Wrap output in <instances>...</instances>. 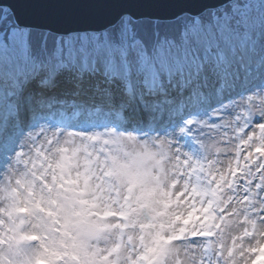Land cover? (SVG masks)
<instances>
[{
    "label": "clouds",
    "instance_id": "1",
    "mask_svg": "<svg viewBox=\"0 0 264 264\" xmlns=\"http://www.w3.org/2000/svg\"><path fill=\"white\" fill-rule=\"evenodd\" d=\"M124 97L41 96L0 144V264H264V82L147 120Z\"/></svg>",
    "mask_w": 264,
    "mask_h": 264
},
{
    "label": "snow or ice",
    "instance_id": "2",
    "mask_svg": "<svg viewBox=\"0 0 264 264\" xmlns=\"http://www.w3.org/2000/svg\"><path fill=\"white\" fill-rule=\"evenodd\" d=\"M169 11L173 14L162 15ZM209 11L211 18L207 19L205 13ZM164 21L177 22L180 35L186 39L206 40L213 33H222L229 39L236 37L242 48L248 46L246 34L235 30L223 10L207 7L194 10L179 6L177 0H19L14 8L0 3V30L7 27L9 38L23 57L22 65L7 86L0 80V144L14 143L17 137L20 106L13 102L15 97L26 95L33 88L42 92L55 90L66 75L79 77L81 81L87 78L94 89L102 90L109 99L113 97V85L132 95L130 58L137 69L147 72L145 83L153 90L157 86L163 88L165 73L169 77L183 76L187 69L190 76L199 77L201 72L207 74L211 65L215 93L222 98L225 89L235 84L234 79L229 80L232 67L229 51L217 44L215 49H206L213 53L206 60L196 62L194 57L189 63L186 54L169 60L164 49V44L169 43L167 38L149 49L139 35L142 25L158 28ZM34 44L42 46L48 55L35 56ZM230 52L234 55L236 48L232 47ZM203 97V92L195 90L189 95L193 105L201 104ZM172 103L168 101L169 105ZM172 110L182 115L185 104L181 102ZM53 115L67 120L62 111ZM79 115L75 112L73 118ZM115 115L119 120L120 114ZM257 138L264 141V126Z\"/></svg>",
    "mask_w": 264,
    "mask_h": 264
},
{
    "label": "rangeland",
    "instance_id": "3",
    "mask_svg": "<svg viewBox=\"0 0 264 264\" xmlns=\"http://www.w3.org/2000/svg\"><path fill=\"white\" fill-rule=\"evenodd\" d=\"M243 12V10H242ZM247 18H243V22H241V28L240 31H243L246 34L247 37V47H244V50H248L249 52L253 53V56H255L256 58H264V18L263 16H261V9L257 10L256 12L254 10H252L251 13L247 14L246 16ZM172 25L170 23H163L162 25L158 26V29L161 30H166V28L171 27ZM149 29H147L146 31H151L152 30V26L148 27ZM239 32V31H238ZM215 36H218L220 39H223V43L228 45V48H232L235 47L236 51H237V44L240 46V42L236 37H232L231 39H229L228 36L222 34V33H218V35H215L213 33L212 38H214ZM209 38V37H208ZM211 38V35H210ZM194 40V41H193ZM212 42V39H209ZM206 41V40H197V39H192L189 38V40H187V46L188 44H192L195 43V46L197 49H200L203 52V57L205 58H210L213 56L212 52H208L206 49H208L209 47H212V43L210 41ZM241 47V46H240ZM213 48V47H212ZM242 48V47H241ZM230 54L232 56H235V54L233 55L231 52ZM257 61V60H256ZM235 63V62H234ZM6 64L8 65V72L6 71L8 80H4V84L5 86H7V84L10 82L11 79V75H14V66H15V62L13 59H10V62L8 61V63H4L3 65ZM257 64V62H256ZM3 65H0V70L3 71L5 70V67H3ZM259 66H261V61L258 63ZM132 67H134V73L136 72V80L138 81V83H140L141 85H146L145 83V77L147 75H143L141 73H139L141 71V69H137L135 66V62L132 60ZM209 67L211 68V65H209ZM13 68V69H12ZM16 68V66H15ZM246 71V68L244 69V73ZM11 72V75H10ZM243 74V73H242ZM264 74V67L261 71V73L257 74L256 78L251 81V79H249V77L247 79H245L244 81H235V83H237V85H251V84H258L261 83V75ZM1 77V74H0ZM232 78H235L234 76H232ZM215 89V88H214ZM230 90V88L226 89V91H224L223 94L228 93ZM212 95L216 96L215 90L211 91ZM191 102L193 103V100H191ZM162 115V114H161ZM257 177H259V170H257ZM241 184L245 185V192L251 191V187L255 186L256 190L259 192L260 189L257 188L256 184H260L258 179H252V180H241L240 181ZM264 187V185H261Z\"/></svg>",
    "mask_w": 264,
    "mask_h": 264
},
{
    "label": "bare ground",
    "instance_id": "4",
    "mask_svg": "<svg viewBox=\"0 0 264 264\" xmlns=\"http://www.w3.org/2000/svg\"><path fill=\"white\" fill-rule=\"evenodd\" d=\"M3 75H5V74H3ZM86 81H87V78H86ZM163 83H164L163 84V87H165L167 89V93L170 94V97L169 98H170V100L172 102H174L177 98L181 99L182 96H183V94L186 92V87L185 86H180L179 84H174V85L173 84H169L167 82V80H163ZM72 84H73L72 78L69 79V78H67V76H65L63 78V80L60 82V85L61 86L57 87L59 89V91L57 92L58 94H53L52 96L59 97V96L65 94L64 92H66V91H67L66 93L68 95H70L69 92H72V91L75 90V88L72 86ZM84 89L91 90V89H93V87L87 81V83H84L83 84V90L82 89L81 90L84 91ZM117 89H119V88H117L116 85H113V91H116V92H113V96H115V97H116V95L118 93V90ZM157 89H158L157 93L154 96H152V95H147L142 89H136L134 87V85H133V93H132V95H129V96H131L135 100L134 108H138V109H140V111H142L144 113V112H146V110L144 111V109H142V103L144 104V106L146 108L149 109L150 102H151V100L153 98H154L153 101H156V102H158L159 100L162 101L163 98H164V96L159 94V93H161L160 92L161 91V88L159 86H157ZM29 90H30V93L28 92L26 94L27 97L24 100V102L27 101L26 102V106H27V103L30 102V103H32L31 106L33 107L34 104H36L37 100H39L41 98V96H43V97H51V91L50 90L49 91H43L42 92V95H39V91L40 90L38 88H33V89H29ZM28 94H30V95H28ZM31 100H33V101H31ZM116 102H117V100H116ZM137 105H139V107ZM140 106H141V108H140ZM163 109H166V107H164ZM159 111H160V113H162V111L160 110V107L157 105L156 106V111L154 112V109H153L152 112H150V115L153 116V115H155ZM142 112H140V113L142 114Z\"/></svg>",
    "mask_w": 264,
    "mask_h": 264
},
{
    "label": "water",
    "instance_id": "5",
    "mask_svg": "<svg viewBox=\"0 0 264 264\" xmlns=\"http://www.w3.org/2000/svg\"><path fill=\"white\" fill-rule=\"evenodd\" d=\"M226 0H177V3L181 7H188L192 8L194 10H198L207 6H213L222 2H225ZM0 3L7 4L12 6L13 8L19 3V0H0ZM172 12V11H169ZM167 13V12H165ZM173 13V12H172ZM107 21H104L106 23ZM110 22V21H109ZM108 23V22H107ZM98 25H93V27H96ZM73 27H87V25H74Z\"/></svg>",
    "mask_w": 264,
    "mask_h": 264
}]
</instances>
